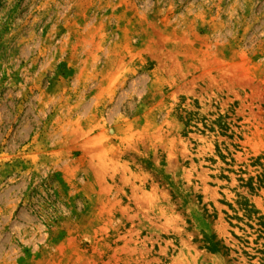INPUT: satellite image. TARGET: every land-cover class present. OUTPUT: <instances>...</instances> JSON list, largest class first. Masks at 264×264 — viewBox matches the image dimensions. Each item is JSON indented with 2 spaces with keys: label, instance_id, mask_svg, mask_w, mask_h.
<instances>
[{
  "label": "rangeland",
  "instance_id": "374dc122",
  "mask_svg": "<svg viewBox=\"0 0 264 264\" xmlns=\"http://www.w3.org/2000/svg\"><path fill=\"white\" fill-rule=\"evenodd\" d=\"M262 245L264 0H0V264Z\"/></svg>",
  "mask_w": 264,
  "mask_h": 264
},
{
  "label": "trees",
  "instance_id": "16d2710c",
  "mask_svg": "<svg viewBox=\"0 0 264 264\" xmlns=\"http://www.w3.org/2000/svg\"><path fill=\"white\" fill-rule=\"evenodd\" d=\"M182 111L184 110L183 109L180 110V114L178 115V118L180 121H182L183 126L185 128L190 125L191 119H190V116L187 114L184 116L182 114ZM200 247L212 253H217V252L222 251L223 249H226L225 246L220 243V241L216 240V237L214 234H210V235L203 234ZM257 252H259L262 255L261 261L264 264V245H262V248L260 250H257Z\"/></svg>",
  "mask_w": 264,
  "mask_h": 264
}]
</instances>
